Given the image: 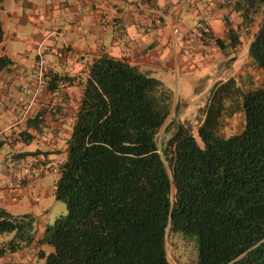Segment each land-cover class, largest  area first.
<instances>
[{
	"label": "trees",
	"instance_id": "1",
	"mask_svg": "<svg viewBox=\"0 0 264 264\" xmlns=\"http://www.w3.org/2000/svg\"><path fill=\"white\" fill-rule=\"evenodd\" d=\"M261 3L238 0L244 32ZM241 35L229 28L226 44L238 47ZM248 55L264 72V11ZM12 62L0 48V70ZM58 77L68 79L56 73L48 87ZM82 83L53 188L66 213L40 233L53 247L39 250L41 264H171L168 230L195 236V264H264V85L244 90L229 76L196 120L165 122L169 101L155 95L157 79L125 59L93 57ZM240 109L242 130L218 133L223 114ZM36 220L0 206V234L14 232L0 255L31 244Z\"/></svg>",
	"mask_w": 264,
	"mask_h": 264
},
{
	"label": "crops",
	"instance_id": "2",
	"mask_svg": "<svg viewBox=\"0 0 264 264\" xmlns=\"http://www.w3.org/2000/svg\"><path fill=\"white\" fill-rule=\"evenodd\" d=\"M11 2L13 8L5 11L7 18L14 20L17 29L21 24L28 31L24 39L17 31L9 36L26 43L20 61L0 42L1 51L13 61L0 70V206L8 211V206L26 195L37 203L49 188L43 184L36 187L35 179H44L49 171L58 174L93 57L108 54L125 59L138 71L156 78L155 95L167 96L170 102L174 76L198 78L195 69L207 70L206 63L214 60L217 51L222 53L221 65L231 68L234 56L230 52L237 47L226 44V31L233 28L242 33L245 29L236 8L238 0ZM0 7L5 8L4 0ZM166 19L179 28L175 34L178 44L172 41L174 33ZM216 37L223 38L225 44H216ZM39 55L48 59L51 79L56 73L68 79L58 77L54 87H48L49 81L37 71ZM253 70L264 73L248 56L229 76L247 90L255 83ZM33 138L42 140L44 147H25ZM43 228L39 223L31 244L0 255V264H37L39 250L46 247L39 241Z\"/></svg>",
	"mask_w": 264,
	"mask_h": 264
},
{
	"label": "rangeland",
	"instance_id": "3",
	"mask_svg": "<svg viewBox=\"0 0 264 264\" xmlns=\"http://www.w3.org/2000/svg\"><path fill=\"white\" fill-rule=\"evenodd\" d=\"M5 8L0 7V18L3 21V38L1 43L4 48L8 50L13 59L20 61L21 53L26 47L25 42L17 41L16 39L10 38V34L17 31V35L24 39V34L27 33V27L18 25V29L15 27L14 20L8 19L6 16V10H11L13 4L11 0H4ZM264 11V3H261L259 9L252 14V20L249 25V29L245 32H242V43L237 47L236 50H232L230 53L234 58H232V67L227 68L221 65L222 57L221 51L216 52L215 58L213 61L207 62V70L195 69V73L199 72L198 78L183 80L174 76L173 83L171 85L172 89V98L169 102V107L167 111L166 121L169 119H176L177 121L184 122L185 118L191 117L195 119L196 114L198 113V108L204 106L207 102V97L209 96L211 88L217 81L223 80L229 76L231 69L237 70L242 67V64L248 58V45L251 41V34L258 29L262 13ZM21 23V22H17ZM23 36V37H22ZM210 50V48H208ZM211 51V50H210ZM33 55V53H32ZM255 79L254 85L256 86L264 85V73L257 72L253 70ZM253 74V73H252ZM244 126V114L243 111L237 110L232 113L225 112L221 118V124L219 125L217 131L223 136H228L230 134L238 133L242 130ZM194 135L197 141L200 143V137L196 132V125L194 126ZM25 147L29 146L30 148L35 147H44V142L38 138H33L24 144ZM57 177L55 171L47 172L44 179H35V185L38 187L40 184L45 185L49 188L48 192L40 197L37 203H33L31 198L26 195L21 199L17 204L8 206L10 211L13 214H23V213H32L36 216V226L44 227L45 224H50L54 219L62 214L66 213V204L60 199H56L53 195L54 181ZM37 191V188L35 192ZM41 218V220H39ZM14 232H4L0 234V239H9L13 236ZM166 251L167 257L171 264H195L197 261V242L196 238L193 235H186L180 231H167L166 235ZM44 248L45 252L53 250V247L46 243ZM44 261V258H38L36 260L37 264H41Z\"/></svg>",
	"mask_w": 264,
	"mask_h": 264
},
{
	"label": "built area",
	"instance_id": "4",
	"mask_svg": "<svg viewBox=\"0 0 264 264\" xmlns=\"http://www.w3.org/2000/svg\"><path fill=\"white\" fill-rule=\"evenodd\" d=\"M166 20L172 26V32L174 33V37L172 38V41L174 44H178L179 39L177 38V36L175 34L178 33L179 28L177 26H173L170 19H166ZM52 50H54V49L52 48ZM48 64H49L48 59H46L45 57H43L41 55H39L37 57V59H36L37 71H38L39 75L42 76L46 82L51 79V72L48 69Z\"/></svg>",
	"mask_w": 264,
	"mask_h": 264
}]
</instances>
